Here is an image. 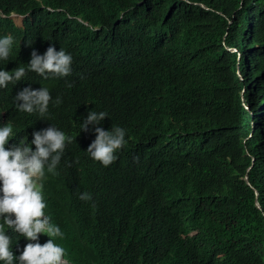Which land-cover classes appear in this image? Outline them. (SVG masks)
Returning <instances> with one entry per match:
<instances>
[{
	"label": "trees",
	"instance_id": "1",
	"mask_svg": "<svg viewBox=\"0 0 264 264\" xmlns=\"http://www.w3.org/2000/svg\"><path fill=\"white\" fill-rule=\"evenodd\" d=\"M77 1L74 16L118 28L130 60L123 88L113 67L96 66L106 82L76 85L69 103L83 113L87 94L112 126L125 124L152 149L138 176L88 161L87 191L117 182L124 193L97 198L106 229L74 237L72 254L84 264H264V0ZM27 3L0 0V10L23 13ZM0 26L16 29L1 16ZM54 27L95 34L77 18Z\"/></svg>",
	"mask_w": 264,
	"mask_h": 264
},
{
	"label": "clouds",
	"instance_id": "2",
	"mask_svg": "<svg viewBox=\"0 0 264 264\" xmlns=\"http://www.w3.org/2000/svg\"><path fill=\"white\" fill-rule=\"evenodd\" d=\"M17 1L28 2L25 12L0 10L16 28L0 26V264H84L72 254L73 238L106 229L98 199L124 193L117 182L96 184L94 195L87 191L93 183L88 161L138 176L149 166L152 142L123 123L112 126L109 113L87 94H79L83 113L69 99L76 85L106 82L96 66L113 67L116 85L123 88L118 77L130 60V44L114 24L74 16L77 0ZM13 17L21 18L20 25ZM68 18L83 22L94 36L54 27ZM44 22H52L47 31L21 32ZM73 212L79 216L73 218ZM68 218L76 221V231Z\"/></svg>",
	"mask_w": 264,
	"mask_h": 264
},
{
	"label": "rangeland",
	"instance_id": "3",
	"mask_svg": "<svg viewBox=\"0 0 264 264\" xmlns=\"http://www.w3.org/2000/svg\"><path fill=\"white\" fill-rule=\"evenodd\" d=\"M13 20H14V22H15L17 25H20V23H21V18H19V17H13Z\"/></svg>",
	"mask_w": 264,
	"mask_h": 264
},
{
	"label": "water",
	"instance_id": "4",
	"mask_svg": "<svg viewBox=\"0 0 264 264\" xmlns=\"http://www.w3.org/2000/svg\"><path fill=\"white\" fill-rule=\"evenodd\" d=\"M247 180H248V177H247ZM248 183H249V180H248ZM256 195H258V191L256 190ZM256 203H257V206L258 207H261L260 203L258 202V200H256Z\"/></svg>",
	"mask_w": 264,
	"mask_h": 264
}]
</instances>
